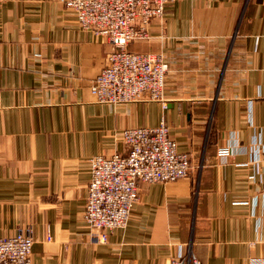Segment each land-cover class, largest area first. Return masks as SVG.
<instances>
[{
  "label": "crops",
  "instance_id": "crops-1",
  "mask_svg": "<svg viewBox=\"0 0 264 264\" xmlns=\"http://www.w3.org/2000/svg\"><path fill=\"white\" fill-rule=\"evenodd\" d=\"M148 36L128 50L164 56L165 106L100 104L110 43L62 0H0V237L30 230L31 264H264V0H179ZM161 122L189 176L141 185L126 227L98 242L89 160Z\"/></svg>",
  "mask_w": 264,
  "mask_h": 264
},
{
  "label": "built area",
  "instance_id": "built-area-1",
  "mask_svg": "<svg viewBox=\"0 0 264 264\" xmlns=\"http://www.w3.org/2000/svg\"><path fill=\"white\" fill-rule=\"evenodd\" d=\"M179 0H62L75 14L78 26L111 45L105 65L90 90L100 104L139 100L165 106L168 66L162 54L133 53L128 45L148 40V27L163 15L164 8ZM125 151L97 155L89 160L90 179L83 221L100 243L116 229L126 227L141 185L174 182L187 178L189 156L177 150L169 127L128 128L121 132ZM264 162V149L261 152ZM51 238L48 235L47 241ZM33 238L30 230L0 237V264H31ZM172 264H200L194 255L178 254Z\"/></svg>",
  "mask_w": 264,
  "mask_h": 264
}]
</instances>
